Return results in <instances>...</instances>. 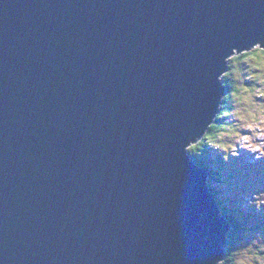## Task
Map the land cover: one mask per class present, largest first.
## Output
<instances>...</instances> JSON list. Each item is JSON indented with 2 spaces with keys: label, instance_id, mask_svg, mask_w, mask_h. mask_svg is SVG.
I'll list each match as a JSON object with an SVG mask.
<instances>
[{
  "label": "water",
  "instance_id": "water-1",
  "mask_svg": "<svg viewBox=\"0 0 264 264\" xmlns=\"http://www.w3.org/2000/svg\"><path fill=\"white\" fill-rule=\"evenodd\" d=\"M257 41L264 0H0V264H221L183 148Z\"/></svg>",
  "mask_w": 264,
  "mask_h": 264
},
{
  "label": "clouds",
  "instance_id": "clouds-1",
  "mask_svg": "<svg viewBox=\"0 0 264 264\" xmlns=\"http://www.w3.org/2000/svg\"><path fill=\"white\" fill-rule=\"evenodd\" d=\"M242 63L247 65L243 72L239 67ZM223 66L225 70L219 73L216 81H232L231 99L234 101V107L231 113L224 111L222 114L231 115L233 122L220 129L213 127L211 134H207L206 128L202 133L207 142L206 147L215 152L224 164L230 159H239L241 152L251 156L254 162H264V99L259 104L251 101L253 95L264 98V41L254 42L245 49L238 50L233 47L223 58ZM242 75L243 79L254 81L255 84L245 87ZM242 129H247L251 134H242ZM199 138L190 140L183 148L190 159L200 157V154L191 155L186 150L189 144ZM246 206L255 209L257 213L264 211V191L251 194ZM226 240L230 241L231 237L226 236ZM247 251L251 252L249 261L264 264V235L258 232L247 246ZM28 255L34 259L36 253L29 252Z\"/></svg>",
  "mask_w": 264,
  "mask_h": 264
},
{
  "label": "rangeland",
  "instance_id": "rangeland-1",
  "mask_svg": "<svg viewBox=\"0 0 264 264\" xmlns=\"http://www.w3.org/2000/svg\"><path fill=\"white\" fill-rule=\"evenodd\" d=\"M239 67L243 72L247 65L242 63ZM242 80L245 87H252L255 84L254 81L243 79V75ZM223 86L226 89V94L222 98V103H224V98L228 92L224 82ZM257 99L261 102L264 98L255 95L251 97L253 103L259 104ZM225 121L231 124L233 122L232 116H226ZM241 132L242 134H251L247 129H242ZM242 153L249 156L244 152ZM223 167L224 170L219 175V179L217 181L210 179L208 186L216 189L218 200L227 208V215L232 219L231 224L236 228L233 233L236 235V242L239 243L236 251H233L231 264H255L254 260H248L251 252L247 251V246L255 239L258 232L264 235V211L257 213L255 209H249L246 205L251 194L264 191V162L247 164L245 157H239V159H230L227 164H223ZM239 195L242 196L240 200L235 198ZM227 234L228 232H226V236Z\"/></svg>",
  "mask_w": 264,
  "mask_h": 264
},
{
  "label": "trees",
  "instance_id": "trees-1",
  "mask_svg": "<svg viewBox=\"0 0 264 264\" xmlns=\"http://www.w3.org/2000/svg\"><path fill=\"white\" fill-rule=\"evenodd\" d=\"M224 85L226 86L228 90L227 95H226L227 99H225L226 97L224 98V103L222 104L220 108L221 112L219 113L217 118L214 120L213 124L208 128L207 134H211L213 127H215L216 129H220L225 125H230L229 123L225 121L226 116H224L222 113L224 111H228L229 113H231L234 107V101L231 99V92H232L231 79L224 81ZM257 101H258L257 103H260L258 99ZM206 144H207L206 140L202 139L197 144L190 146L188 148V152L191 155L200 154L199 158H192V160L198 167H200L201 169L209 173L211 180L217 181L219 179V175L224 170L223 163L220 161L219 156L217 158H214V156H212L209 153V149H207ZM209 187H210L212 194L215 195L217 199L218 192L216 191L215 188H212L211 186ZM220 204L221 203H219V206L221 207V210H222V216L225 217L231 224L232 219L229 218L227 215V212H226L227 208L223 207V204L222 205ZM235 229L236 228L232 226L231 224V231L228 232L227 234V236L231 237V240L230 241L228 240V247L226 249V258L221 264H231L233 251L234 250L236 251L238 243H239V242H236L237 241V239H235L236 235L233 233Z\"/></svg>",
  "mask_w": 264,
  "mask_h": 264
},
{
  "label": "bare ground",
  "instance_id": "bare-ground-1",
  "mask_svg": "<svg viewBox=\"0 0 264 264\" xmlns=\"http://www.w3.org/2000/svg\"><path fill=\"white\" fill-rule=\"evenodd\" d=\"M251 158V157H250ZM260 174V173H259ZM261 175V174H260ZM264 175V174H263ZM263 177V176H262ZM262 179V178H261ZM263 180V179H262ZM218 200V198L216 199V201ZM217 203L219 204L220 203V201H217ZM221 205V204H220Z\"/></svg>",
  "mask_w": 264,
  "mask_h": 264
}]
</instances>
